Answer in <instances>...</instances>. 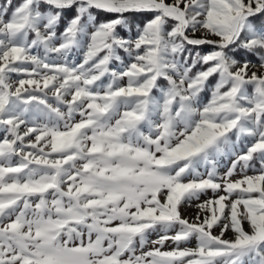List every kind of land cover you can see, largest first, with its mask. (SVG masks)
Listing matches in <instances>:
<instances>
[{"label":"snow or ice","instance_id":"snow-or-ice-1","mask_svg":"<svg viewBox=\"0 0 264 264\" xmlns=\"http://www.w3.org/2000/svg\"><path fill=\"white\" fill-rule=\"evenodd\" d=\"M0 264H264V0H0Z\"/></svg>","mask_w":264,"mask_h":264},{"label":"rangeland","instance_id":"rangeland-1","mask_svg":"<svg viewBox=\"0 0 264 264\" xmlns=\"http://www.w3.org/2000/svg\"><path fill=\"white\" fill-rule=\"evenodd\" d=\"M187 214V213H186Z\"/></svg>","mask_w":264,"mask_h":264}]
</instances>
